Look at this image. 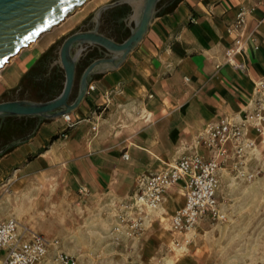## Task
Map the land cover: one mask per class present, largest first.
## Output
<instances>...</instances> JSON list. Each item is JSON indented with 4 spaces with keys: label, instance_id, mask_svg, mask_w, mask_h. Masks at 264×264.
<instances>
[{
    "label": "crops",
    "instance_id": "obj_1",
    "mask_svg": "<svg viewBox=\"0 0 264 264\" xmlns=\"http://www.w3.org/2000/svg\"><path fill=\"white\" fill-rule=\"evenodd\" d=\"M242 10L246 22L237 31ZM239 36L248 39L234 57L243 69L226 56ZM46 49L0 78V96L16 90ZM262 79L264 0H182L156 16L120 69L93 83L96 91L74 113L76 125L66 139L46 122L0 157V167L13 168L27 180L53 178V185L64 178L78 197L107 191L131 198L140 175L159 172L184 156H208L196 144L199 135L211 122L250 110L255 84ZM184 201L183 191L174 187L154 212L173 207V216Z\"/></svg>",
    "mask_w": 264,
    "mask_h": 264
},
{
    "label": "rangeland",
    "instance_id": "obj_2",
    "mask_svg": "<svg viewBox=\"0 0 264 264\" xmlns=\"http://www.w3.org/2000/svg\"><path fill=\"white\" fill-rule=\"evenodd\" d=\"M110 1L89 0L71 12L64 23L13 59L0 78L26 67L33 56L78 29L85 18ZM48 124L53 130L67 128L63 119ZM246 172L253 177L223 175L225 222H203L189 234H178L171 227L173 207L139 212L127 196L118 199L106 191L78 197L64 178L55 185L53 178L27 180L4 166L0 167V219H15L58 240L76 264H264V144L248 161ZM136 222L141 224L138 229L133 227ZM47 264H57L52 253Z\"/></svg>",
    "mask_w": 264,
    "mask_h": 264
},
{
    "label": "built area",
    "instance_id": "obj_3",
    "mask_svg": "<svg viewBox=\"0 0 264 264\" xmlns=\"http://www.w3.org/2000/svg\"><path fill=\"white\" fill-rule=\"evenodd\" d=\"M245 22L246 13L242 10L235 20V29L241 31ZM247 40L239 36L226 53L227 61L236 68H244L243 64H235L234 57L244 50ZM95 91L96 86L92 84L87 98ZM250 106L238 118L222 117L205 127L196 144L205 148L208 156L199 153L184 156L159 172L140 175L135 182L131 206L139 212L157 210L169 190L179 187L185 201L171 218L174 233L189 234L203 222H225L227 214L221 200L223 175L230 172L251 179L253 175L246 172L247 163L258 146L264 144V79L256 82ZM62 119L67 128L61 131V136L66 139L76 123L72 115ZM124 157L127 159V155ZM140 226L138 222L133 225L137 229ZM51 253L57 264H76L60 248L58 240L36 233L15 219L0 221V264H47Z\"/></svg>",
    "mask_w": 264,
    "mask_h": 264
},
{
    "label": "water",
    "instance_id": "obj_4",
    "mask_svg": "<svg viewBox=\"0 0 264 264\" xmlns=\"http://www.w3.org/2000/svg\"><path fill=\"white\" fill-rule=\"evenodd\" d=\"M88 0H0V69L17 55L21 49L35 42L43 33L62 22L73 10ZM161 0H122L102 6L97 15L119 4L128 3L135 9L137 21L131 36L117 44L96 32L75 33L67 38L61 49V60L66 71V85L62 94L55 100L38 103L27 100L0 102V120L6 118L39 117L55 121L73 115L83 105L89 92V78L104 65L103 73L120 69L146 38L157 16L156 7ZM96 44L104 47L115 56L92 64L84 72L77 99L69 104L75 79L76 61L71 58V49L77 45ZM24 141L9 145L0 157L18 147Z\"/></svg>",
    "mask_w": 264,
    "mask_h": 264
},
{
    "label": "flooded vegetation",
    "instance_id": "obj_5",
    "mask_svg": "<svg viewBox=\"0 0 264 264\" xmlns=\"http://www.w3.org/2000/svg\"><path fill=\"white\" fill-rule=\"evenodd\" d=\"M122 0H111L108 4ZM179 0H161L156 7L157 15L171 10ZM180 3V2H179ZM96 9L84 19L82 24L69 35L51 44L22 77L16 90L4 93L0 102L27 100L46 103L57 99L66 85V71L61 60V49L67 38L75 33L96 32L117 44H123L136 27L135 9L128 3L116 5L97 15ZM115 56L96 44L77 45L71 49V58L76 61L75 79L69 98L72 104L78 97L84 72L92 64ZM104 65L89 78L88 87L104 75ZM39 117L6 118L0 120V153L14 142L24 141L37 132L39 127L49 122Z\"/></svg>",
    "mask_w": 264,
    "mask_h": 264
},
{
    "label": "bare ground",
    "instance_id": "obj_6",
    "mask_svg": "<svg viewBox=\"0 0 264 264\" xmlns=\"http://www.w3.org/2000/svg\"><path fill=\"white\" fill-rule=\"evenodd\" d=\"M89 1V0H88ZM88 1H86L85 3H83V4H81V5H79L78 7H76L74 10H75V12L77 11V10H79V9H82L85 5H86V3L88 2ZM73 10V11H74ZM74 12V13H75ZM67 20V18H65L64 19V21H62V22H60V23H58L56 26H54V27H52L49 31H47V33L45 32V34L43 33V35L42 36H40L35 42H33V43H31L28 47H26V48H31L33 45H35V44H37L38 42H39V40L43 37V36H46L47 34H49L50 32H52L54 29H55V27H58V26H60L62 23H64L65 21ZM26 48H24V49H21L20 51H19V53L17 54V55H15L14 57H12L10 60H9V62H8V64H6L2 69H0V73L4 70V69H6L7 68V66L11 63V61L13 60V59H15L16 57H18Z\"/></svg>",
    "mask_w": 264,
    "mask_h": 264
},
{
    "label": "trees",
    "instance_id": "obj_7",
    "mask_svg": "<svg viewBox=\"0 0 264 264\" xmlns=\"http://www.w3.org/2000/svg\"><path fill=\"white\" fill-rule=\"evenodd\" d=\"M181 1H182V0H179L175 6H177V5L179 4V2H181ZM14 149H15V148H14ZM14 149H10V150H8V151L5 153V155H7L8 153L12 152ZM5 155H4V156H5ZM4 156H2V157H4Z\"/></svg>",
    "mask_w": 264,
    "mask_h": 264
}]
</instances>
